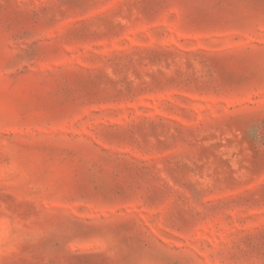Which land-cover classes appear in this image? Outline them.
<instances>
[{"label": "rangeland", "instance_id": "374dc122", "mask_svg": "<svg viewBox=\"0 0 264 264\" xmlns=\"http://www.w3.org/2000/svg\"><path fill=\"white\" fill-rule=\"evenodd\" d=\"M0 264H264V0H0Z\"/></svg>", "mask_w": 264, "mask_h": 264}]
</instances>
